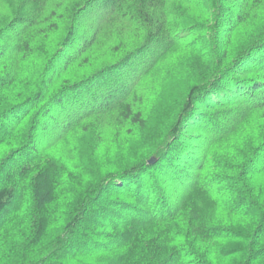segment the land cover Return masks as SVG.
I'll use <instances>...</instances> for the list:
<instances>
[{
	"label": "trees",
	"instance_id": "obj_1",
	"mask_svg": "<svg viewBox=\"0 0 264 264\" xmlns=\"http://www.w3.org/2000/svg\"><path fill=\"white\" fill-rule=\"evenodd\" d=\"M0 264H264V0H0Z\"/></svg>",
	"mask_w": 264,
	"mask_h": 264
},
{
	"label": "rangeland",
	"instance_id": "obj_2",
	"mask_svg": "<svg viewBox=\"0 0 264 264\" xmlns=\"http://www.w3.org/2000/svg\"><path fill=\"white\" fill-rule=\"evenodd\" d=\"M70 156L73 158V155L72 154Z\"/></svg>",
	"mask_w": 264,
	"mask_h": 264
},
{
	"label": "water",
	"instance_id": "obj_3",
	"mask_svg": "<svg viewBox=\"0 0 264 264\" xmlns=\"http://www.w3.org/2000/svg\"><path fill=\"white\" fill-rule=\"evenodd\" d=\"M152 162V161H151Z\"/></svg>",
	"mask_w": 264,
	"mask_h": 264
}]
</instances>
